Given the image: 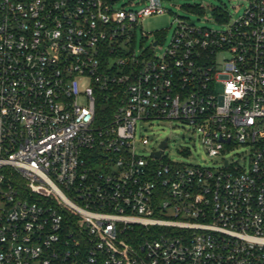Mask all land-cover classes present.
Returning <instances> with one entry per match:
<instances>
[{"label": "built area", "instance_id": "built-area-1", "mask_svg": "<svg viewBox=\"0 0 264 264\" xmlns=\"http://www.w3.org/2000/svg\"><path fill=\"white\" fill-rule=\"evenodd\" d=\"M133 1L0 0V264H264V0L162 54L136 33L163 0ZM174 121L248 166L138 153Z\"/></svg>", "mask_w": 264, "mask_h": 264}, {"label": "rangeland", "instance_id": "rangeland-1", "mask_svg": "<svg viewBox=\"0 0 264 264\" xmlns=\"http://www.w3.org/2000/svg\"><path fill=\"white\" fill-rule=\"evenodd\" d=\"M126 9L137 8L138 6L124 0ZM250 0H163L166 11L160 15H150L141 19L136 33V49L143 51L151 46L155 40H159L156 49L157 54H162L170 41L178 25L177 19L191 22L196 26L209 28H220L224 26L217 19V13L228 14L230 18H236L246 12ZM201 8V9H198ZM132 48V47H127ZM148 135L151 145L144 146L137 144L138 153L147 155L156 146V141L169 138V145L166 152L168 158L173 161H181L185 164L198 165L217 170L223 165V159L237 160L242 157L241 165L248 166L253 150L245 145L232 148L226 154L209 156L206 148L194 127L181 121L158 122L153 125L143 124L138 128V136ZM190 153L184 154L182 150Z\"/></svg>", "mask_w": 264, "mask_h": 264}, {"label": "water", "instance_id": "water-1", "mask_svg": "<svg viewBox=\"0 0 264 264\" xmlns=\"http://www.w3.org/2000/svg\"><path fill=\"white\" fill-rule=\"evenodd\" d=\"M166 141H167V139H164V141H163V145H162V148H163V149H164L165 146H166ZM160 154H161V152H158L156 155L159 156Z\"/></svg>", "mask_w": 264, "mask_h": 264}]
</instances>
